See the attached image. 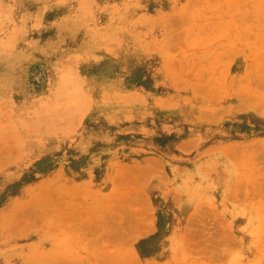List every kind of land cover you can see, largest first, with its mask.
<instances>
[{"label":"rangeland","instance_id":"obj_1","mask_svg":"<svg viewBox=\"0 0 264 264\" xmlns=\"http://www.w3.org/2000/svg\"><path fill=\"white\" fill-rule=\"evenodd\" d=\"M0 212V264H264V0H0Z\"/></svg>","mask_w":264,"mask_h":264},{"label":"bare ground","instance_id":"obj_2","mask_svg":"<svg viewBox=\"0 0 264 264\" xmlns=\"http://www.w3.org/2000/svg\"><path fill=\"white\" fill-rule=\"evenodd\" d=\"M41 187V186H40ZM76 187V186H75ZM75 187H73L74 188V190L72 189V188H70L71 189V192H69L68 190V192H69V197H67L66 195H64L63 194V192H66V193H68L67 191H66V189H57L56 187L55 188H51V189H49L48 190V192L49 193H53V195H54V192H56V200L55 199H52V200H50V201H56V202H73V201H70V199H72V198H75V199H77L76 197L77 196H80L81 197V199H83L82 198V196H83V194H84V190L83 189H78L77 187L75 188ZM44 187H41V188H39V190H43L44 191V189H43ZM47 188V187H46ZM45 188V189H46ZM49 188V187H48ZM69 189V190H70ZM76 189V190H75ZM78 189V190H77ZM85 189V188H84ZM73 190V191H72ZM37 191V190H36ZM45 192V191H44ZM43 192V193H44ZM35 193V192H34ZM34 193H33V196L34 197H37V195L36 194H39V193H35V195H34ZM42 196H47L48 194L47 193H44V194H41ZM40 195V197H42ZM82 195V196H81ZM45 196V197H46ZM67 198H66V197ZM38 197H39V195H38ZM44 197V198H45ZM48 197V196H47ZM46 197V198H47ZM80 197H79V199H77V202H81V203H78V205L76 206V211H83V210H86V212L87 213H91V212H93L94 211V209L96 208V206H97V203L99 202V201H96V203H95V201L94 200H90L91 202L92 201H94V203H90L89 205H87V203H85V205H84V203H82L83 201H85V199L84 200H80ZM43 198V197H42ZM42 198H37L36 200H34L33 202H31V203H33V205H36V202H41V199ZM42 199V200H46L47 201V199L45 198V199ZM31 199H33L32 197H31ZM30 199V200H31ZM99 198H97V200H98ZM30 200H29V202H30ZM40 200V201H39ZM87 200L88 199H86V201L85 202H87ZM10 201V200H9ZM19 201H21V200H17V201H15V202H6V206L4 207V212L7 210V216L9 215V216H12V217H17V216H19L20 214H21V212H24V208L23 207H21L22 205H23V203L24 202H19ZM49 200H48V202H50ZM89 201V202H90ZM26 202V201H25ZM28 202V201H27ZM21 208H22V210H21ZM1 213V212H0ZM70 215L71 214H66V213H56L55 214V217L53 218V222L52 223H50L49 224V226L47 227V228H45L46 230H52V229H54V228H56V227H61L62 228V226L64 225V224H66L67 225V221L70 219ZM46 216H49L48 214L46 215ZM5 218H6V215H5ZM59 222V223H58ZM58 223V224H57ZM49 232V231H48Z\"/></svg>","mask_w":264,"mask_h":264}]
</instances>
